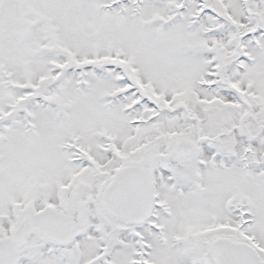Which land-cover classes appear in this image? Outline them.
Listing matches in <instances>:
<instances>
[{
	"label": "snow or ice",
	"instance_id": "6c2138e0",
	"mask_svg": "<svg viewBox=\"0 0 264 264\" xmlns=\"http://www.w3.org/2000/svg\"><path fill=\"white\" fill-rule=\"evenodd\" d=\"M0 264H264V0H0Z\"/></svg>",
	"mask_w": 264,
	"mask_h": 264
}]
</instances>
